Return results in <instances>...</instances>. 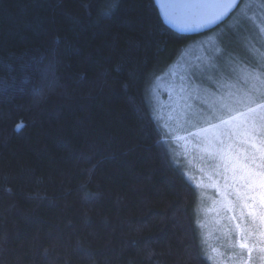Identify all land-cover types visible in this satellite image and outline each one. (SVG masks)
<instances>
[{
    "label": "trees",
    "instance_id": "16d2710c",
    "mask_svg": "<svg viewBox=\"0 0 264 264\" xmlns=\"http://www.w3.org/2000/svg\"><path fill=\"white\" fill-rule=\"evenodd\" d=\"M112 3L0 0V264H212L149 85L191 39H235L240 7L185 36L156 0Z\"/></svg>",
    "mask_w": 264,
    "mask_h": 264
},
{
    "label": "rangeland",
    "instance_id": "374dc122",
    "mask_svg": "<svg viewBox=\"0 0 264 264\" xmlns=\"http://www.w3.org/2000/svg\"><path fill=\"white\" fill-rule=\"evenodd\" d=\"M249 3L264 18V0ZM234 29L235 39H191L152 76L149 98L171 157L198 190L211 263L264 264V107H257L264 105V33L250 24ZM239 49L255 54L257 70L240 61ZM252 89L249 102L244 93Z\"/></svg>",
    "mask_w": 264,
    "mask_h": 264
},
{
    "label": "water",
    "instance_id": "95a60500",
    "mask_svg": "<svg viewBox=\"0 0 264 264\" xmlns=\"http://www.w3.org/2000/svg\"><path fill=\"white\" fill-rule=\"evenodd\" d=\"M198 0H156L164 23L174 32L185 36H196L216 29L226 22L239 7L229 10L215 23L205 24L200 15L205 10L189 7Z\"/></svg>",
    "mask_w": 264,
    "mask_h": 264
},
{
    "label": "snow or ice",
    "instance_id": "6c2138e0",
    "mask_svg": "<svg viewBox=\"0 0 264 264\" xmlns=\"http://www.w3.org/2000/svg\"><path fill=\"white\" fill-rule=\"evenodd\" d=\"M113 6L112 0H105V10H110ZM189 7L205 10L200 15V18L205 24L215 23L224 17L229 10L240 7L237 27L240 28L244 24H250L256 31L264 33V18L261 17L260 13L252 11L253 4H244V0H198V2L189 5ZM250 12L251 15L249 14ZM261 12H264V4L261 5ZM254 91L255 89H252L244 93L245 99L249 102H254L252 100V93ZM225 105L226 102L222 104V106ZM257 107H264V105H257ZM249 111H253V109H249ZM246 246L244 243L240 245L242 248Z\"/></svg>",
    "mask_w": 264,
    "mask_h": 264
}]
</instances>
